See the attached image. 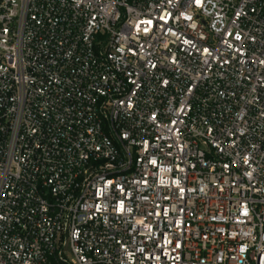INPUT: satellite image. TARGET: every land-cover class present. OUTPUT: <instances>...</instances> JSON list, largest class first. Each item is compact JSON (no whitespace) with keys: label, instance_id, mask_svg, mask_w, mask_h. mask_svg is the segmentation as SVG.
Returning <instances> with one entry per match:
<instances>
[{"label":"built area","instance_id":"2783aa9c","mask_svg":"<svg viewBox=\"0 0 264 264\" xmlns=\"http://www.w3.org/2000/svg\"><path fill=\"white\" fill-rule=\"evenodd\" d=\"M0 264H264V0H0Z\"/></svg>","mask_w":264,"mask_h":264}]
</instances>
